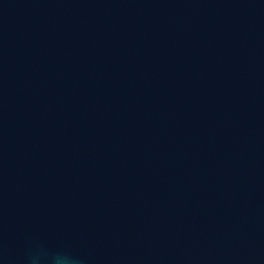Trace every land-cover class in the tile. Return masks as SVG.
I'll use <instances>...</instances> for the list:
<instances>
[{
	"label": "water",
	"instance_id": "95a60500",
	"mask_svg": "<svg viewBox=\"0 0 264 264\" xmlns=\"http://www.w3.org/2000/svg\"><path fill=\"white\" fill-rule=\"evenodd\" d=\"M264 264V0H0V264Z\"/></svg>",
	"mask_w": 264,
	"mask_h": 264
},
{
	"label": "clouds",
	"instance_id": "9594fccd",
	"mask_svg": "<svg viewBox=\"0 0 264 264\" xmlns=\"http://www.w3.org/2000/svg\"><path fill=\"white\" fill-rule=\"evenodd\" d=\"M55 264H72V261L67 256H57L55 258Z\"/></svg>",
	"mask_w": 264,
	"mask_h": 264
}]
</instances>
